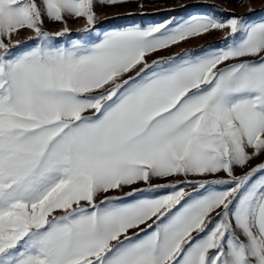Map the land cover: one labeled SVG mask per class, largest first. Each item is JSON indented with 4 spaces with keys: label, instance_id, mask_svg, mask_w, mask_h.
Instances as JSON below:
<instances>
[{
    "label": "snow or ice",
    "instance_id": "snow-or-ice-1",
    "mask_svg": "<svg viewBox=\"0 0 264 264\" xmlns=\"http://www.w3.org/2000/svg\"><path fill=\"white\" fill-rule=\"evenodd\" d=\"M97 2L124 0H0V264H264V19L92 42ZM69 19L85 35L59 43ZM213 30L224 47L149 59ZM177 176L214 178L153 182Z\"/></svg>",
    "mask_w": 264,
    "mask_h": 264
},
{
    "label": "rangeland",
    "instance_id": "rangeland-1",
    "mask_svg": "<svg viewBox=\"0 0 264 264\" xmlns=\"http://www.w3.org/2000/svg\"><path fill=\"white\" fill-rule=\"evenodd\" d=\"M142 5V6H141ZM251 9V11H250ZM95 11L97 13L96 26L90 32L89 38L92 42H98L103 38L106 32L120 30L126 27L140 26L147 27L161 23L165 20L180 21L194 15H211L220 20H227L232 14L237 17H244L250 22H258L264 19V0H124L116 5H105L96 3ZM86 24L84 19H69L68 27L72 32L65 37L59 38V43L70 44L76 39L84 36L83 32H77ZM64 25L59 22L45 20L44 28L47 31H59ZM31 30H22L19 35L13 37V40H20L23 43L18 46L19 50H24L34 46V42L28 40L33 37ZM225 30H213L208 34L192 38L182 42L178 46H172L170 49L162 50L153 54L149 59H156L158 56H172L183 52L184 50H198L205 48L216 50L224 47ZM264 162V156L254 160L253 164ZM236 174H241L238 168ZM224 174L219 177L223 178ZM212 179L214 177H196V176H177L170 179L154 180V183H171L183 187L186 192L193 193L194 190L190 182L200 179ZM258 174L256 179H259ZM143 187V185H139ZM217 190H223L225 186H216ZM127 190V189H126ZM168 190H160L157 194H164ZM202 192L203 190L197 189ZM121 195V193H113Z\"/></svg>",
    "mask_w": 264,
    "mask_h": 264
}]
</instances>
